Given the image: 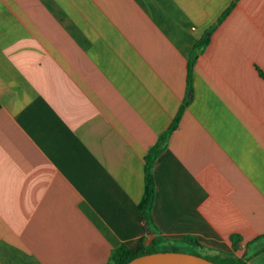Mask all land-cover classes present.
Here are the masks:
<instances>
[{"label":"crops","instance_id":"0c3cea01","mask_svg":"<svg viewBox=\"0 0 264 264\" xmlns=\"http://www.w3.org/2000/svg\"><path fill=\"white\" fill-rule=\"evenodd\" d=\"M230 1L0 0V264H104L145 234L144 155ZM207 38L152 166V219L264 264V0Z\"/></svg>","mask_w":264,"mask_h":264},{"label":"trees","instance_id":"16d2710c","mask_svg":"<svg viewBox=\"0 0 264 264\" xmlns=\"http://www.w3.org/2000/svg\"><path fill=\"white\" fill-rule=\"evenodd\" d=\"M237 0H231L229 4L222 10L218 15L215 22H213L207 29L206 32L210 34L218 24L228 15L232 10ZM208 42V38L201 36L197 39L189 52V56L186 62V76H185V93L182 102L177 108L176 113L174 114L168 127L157 137L155 143L148 148L144 155V165H143V181H144V190L140 201L137 204V207L141 213V220L143 223V228L145 234L140 237L134 244L126 245L120 244L117 247L113 248L110 252L108 261L104 264H125L127 261L132 259L135 256L160 251V250H175L189 252L193 254H199L194 251L185 250L182 248L183 245L194 246L199 248H205L194 236L186 234L180 238H166L161 235L158 227L155 225L152 219V204L154 201V178L152 173V166L156 157L166 148L167 139L170 133L176 128L180 117L184 111L185 106L189 102L187 94L192 91V74L193 67L196 62L198 55L203 51L204 47ZM256 70L259 76L264 80V72L256 67ZM230 241L232 249L234 250L240 241V237L237 234H232L230 236ZM212 252L206 254H200L201 256L216 262L217 264H246V255L242 254L237 256L233 251L224 252L218 249H209Z\"/></svg>","mask_w":264,"mask_h":264},{"label":"water","instance_id":"95a60500","mask_svg":"<svg viewBox=\"0 0 264 264\" xmlns=\"http://www.w3.org/2000/svg\"><path fill=\"white\" fill-rule=\"evenodd\" d=\"M208 34H204L207 38ZM188 97L190 95L188 94ZM125 264H217L201 255L175 251V250H160L150 253L141 254L133 257Z\"/></svg>","mask_w":264,"mask_h":264},{"label":"rangeland","instance_id":"374dc122","mask_svg":"<svg viewBox=\"0 0 264 264\" xmlns=\"http://www.w3.org/2000/svg\"><path fill=\"white\" fill-rule=\"evenodd\" d=\"M182 248L185 250L194 251L196 253H199L198 255L211 253L209 250H207L205 248H199V247H194V246L192 247V246H188V245H183Z\"/></svg>","mask_w":264,"mask_h":264}]
</instances>
